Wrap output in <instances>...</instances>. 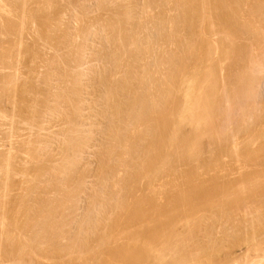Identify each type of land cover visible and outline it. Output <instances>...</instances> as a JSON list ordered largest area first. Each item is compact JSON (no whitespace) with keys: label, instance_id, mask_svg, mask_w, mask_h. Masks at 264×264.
<instances>
[{"label":"bare ground","instance_id":"1","mask_svg":"<svg viewBox=\"0 0 264 264\" xmlns=\"http://www.w3.org/2000/svg\"><path fill=\"white\" fill-rule=\"evenodd\" d=\"M43 1L47 7L52 1L58 5L57 0ZM2 3L0 26L6 33L30 30L31 24L25 23L30 22L25 21L28 0L19 5L21 9L14 6L19 10L12 13L16 21L11 14L7 19L10 3ZM71 3L62 5L66 22L59 36L40 27L46 34L41 40L45 38L53 49L58 43L56 50L66 48L61 55L52 50L53 55L44 59L47 70L41 78L34 81L31 76L33 85L39 80L43 85L39 81L37 85L42 87L32 86L31 92L21 88L22 94L30 93L26 102L17 99L20 87L15 88L14 99V85L21 78L13 64L16 58L10 63L12 73L0 74V107L9 102V110L18 117L5 119L12 121L5 128L17 133L24 125L27 134L23 139L19 132L16 135L25 141V147L19 143L25 148L22 153L18 144L13 151L1 142L5 149L0 148V264H165L166 260L228 264L215 258L228 240L231 246L245 249L237 257L239 264H264V247L257 252L264 235L263 166L262 179L252 172L233 191L225 186L206 191V184H195L196 201L182 191L165 210L155 198L141 195L157 190L162 177L188 176L194 172L192 165L206 166L210 155L204 160L203 154L217 141L231 140L236 148V137L252 126L248 141L264 136V128L253 129L256 123L264 125V0ZM98 10L107 14L98 16ZM93 11L97 15L87 19ZM80 15L86 19L76 29L74 22ZM6 55L0 57V69L9 66L12 56ZM216 138L221 139L213 143ZM17 152L26 156L18 154L20 158ZM17 173L20 179L13 180ZM201 251H206L204 257ZM253 252L256 257H250Z\"/></svg>","mask_w":264,"mask_h":264},{"label":"rangeland","instance_id":"2","mask_svg":"<svg viewBox=\"0 0 264 264\" xmlns=\"http://www.w3.org/2000/svg\"><path fill=\"white\" fill-rule=\"evenodd\" d=\"M4 1V2H3ZM1 0V2H0V4L2 3V4H5V2H6V5H8V6H10V8L8 9V7H7V19L9 18V17H11V18H15V21H16V13L17 12H19V10H18V7H19V5H22L23 3V0H19L20 1V3H19V1L18 0H12V2H11V0H9V2H8V0ZM13 1H15L14 3H13ZM27 1V0H26ZM40 0H37V1H34V0H28V2H29V5H27L28 3H26V8H25V12H28V13H30L29 15L32 17H30L31 19H29L28 17V13H27V19H25V21H27V20H29L30 22L29 23H27V22H25L26 24H31L30 26H31V28H30V30L32 29V28H34L33 30H29L28 29V27L26 28V30H25V34H23V32L22 33H18V32H16V30L14 31V29L13 30H11V33L13 32V34H10L9 32L10 31H8L7 30V32L9 33H6V31L4 30V28H2L1 26H0V28H2L1 29V33H2V31H5V33L3 34H1L0 33V43H1V41H2V43H4V44H2L0 47H1V49H2V51H3V49L4 50H7L8 52H2L1 51V49H0V57H1V55H3L4 53H6L7 55V57L9 58V57H11V59L9 58V60H8V64H9V66H7L6 68H2V69H0V74H1V72L2 73H4L5 71L8 73L9 72V70H11V72L10 73H12V71L14 70L12 67L11 68H9L10 66H12V65H10V63L12 64L13 63V60L16 58V61L14 60V65H16V66H18V72H19V74L18 75H20V81H21V85L19 84V80H17L18 81V83H16V86L17 87H15V85H14V95H13V97H14V99L15 98H17L18 96H20V97H18L17 99L19 100V99H22V98H24V100H25V98L27 97H30V93L29 94H27L26 92H24L23 94H22V92H20V90H22L21 88H23V87H27V89H25V88H23V90H28L29 92H31V87L32 86H38V88H41L39 85H37L39 82L38 81H36V83L34 82V85H33V82H31V81H33L36 77H38V79H39V77L41 78L42 77V75L43 74H45L44 72H46V71H44V70H47L46 69V66H44L45 65V61H44V59H46V57H48V55L50 56L53 52V54H55V55H57L58 53L57 52H59V54L61 55V51H63V50H65L64 49V46L62 45V44H59L60 45V47L61 46H63V49L60 51V49L59 50H56V48L58 47V43L56 44V47L53 45V47H55V49H53L52 47H51V44L50 43H47V41L45 40V38L43 39V40H41V38L42 37H44V35L43 34H45V33H43V31L44 32H46V31H49L51 34L50 35H52V36H55V37H57L56 35H60L59 33H62V31H63V29H64V22H66V18L64 19L63 17V15H65L64 14V6H62V5H64L63 3L65 2V4L67 5L68 3H66V2H69L68 0H57V4L58 5H56L55 6V3H56V1H52V5H50V4H48V5H50L49 7H47L46 5L47 4H44L45 2L43 1V0H41L40 2H42V3H40L39 2ZM64 1V2H63ZM77 2L76 0H70V2H69V4L71 3V2ZM11 2V3H10ZM31 2V3H30ZM40 3V4H38L37 5V3ZM55 2V3H54ZM60 2V3H59ZM172 2V1H171ZM8 3V4H7ZM9 3H10V5H9ZM13 3V4H12ZM33 3V5H31ZM54 3V4H53ZM15 4V5H14ZM16 4H17V9H16V7H14V6H16ZM42 4V5H41ZM68 4V5H69ZM72 4V3H71ZM70 4V5H71ZM74 4V3H73ZM6 5H5V8H6ZM35 5V6H34ZM54 5V6H53ZM61 5V6H60ZM65 5V6H66ZM33 8H32V7ZM44 6H45V8H44ZM51 6H52V8H51ZM112 6V5H111ZM28 7H29V9L31 10H29L28 9ZM37 7V8H36ZM38 7H39V9H38ZM41 7L43 8L42 10H41ZM47 7V8H46ZM55 7V8H54ZM63 7V14H62V17H61V19H60V12H62V9L61 8ZM72 7H73V5H72ZM110 7V6H109ZM12 8V9H11ZM15 8V9H14ZM51 8V9H50ZM56 8H58L57 10H56ZM113 8V7H112ZM19 9H21L20 7H19ZM27 9H28V11H27ZM36 9H37V11H36ZM9 10H11V12L9 11ZM16 10H18V11H16ZM32 10H33V12H34V14H32V15H34L35 17H36V19H35V17L34 16H32L31 15V13H33L32 12ZM39 10V11H38ZM50 10H51V12H50ZM13 11H16V13L14 12V15L12 14L13 13ZM43 13H42V12ZM47 11V12H46ZM54 11V12H53ZM55 11L57 12V14L55 13ZM101 11V10H100ZM109 11V10H108ZM3 12V11H2ZM9 12V13H8ZM107 12V11H106ZM104 10H103V12H99V10H98V16H100V14H107ZM109 12H111V11H109ZM4 13V12H3ZM39 13H41V15L39 14ZM47 13V14H46ZM55 13V14H54ZM93 13H95L96 15H97V11L95 12V11H93L92 13H89V14H87V19L88 18H90V17H92V16H94L95 14H93ZM1 14V13H0ZM8 14H9V16H8ZM10 14H11V16H10ZM44 14V15H43ZM50 14V15H49ZM52 14H53V16H56V18L55 17H53L52 16ZM59 14V15H58ZM92 16H91V15ZM2 16L1 17H3L4 16V14H1ZM40 15V16H39ZM49 15V16H48ZM0 17V20L2 19L3 20V18H1ZM50 19H49V18ZM65 17H67V16H65ZM34 18V19H33ZM42 18H44V19H42ZM63 18V19H62ZM79 18H80V20H79ZM85 18V17H84ZM40 19V20H39ZM46 19V20H45ZM60 21H62L63 20V22H59V20ZM78 20V22H74V25H76L75 27H77L76 29H78L79 28V26H81L82 24V22L86 19H84L83 20V18H81V15H80V17L78 16V18H77ZM1 20V23H3V21ZM12 20V19H11ZM32 20V21H31ZM39 20V21H38ZM43 20V21H42ZM45 20V21H44ZM53 20V21H52ZM12 21H14V20H12ZM42 21V22H41ZM50 21H51V24H50ZM55 21H57V22H55ZM41 23V25L40 24H38V23ZM48 22V23H47ZM81 22V23H80ZM34 25H33V24ZM35 23H37V24H35ZM61 23V24H60ZM57 25V27H56V25ZM59 24V25H58ZM62 24H63V26H62ZM80 24V25H79ZM40 25V26H39ZM52 25H55V27L54 26H52ZM60 25L63 27H60ZM28 26V25H27ZM38 26V27H37ZM43 26H45L44 28H43ZM52 26V27H51ZM44 29L43 31H42V29ZM47 27V28H46ZM48 27H50V28H52V29H50V28H48ZM40 28V29H39ZM54 28V29H53ZM57 29V31H56V29ZM39 29V30H38ZM48 29H50V30H48ZM36 30V31H35ZM38 30V31H37ZM52 30L53 31H55V32H52ZM60 30V31H59ZM31 32L30 34H29V32ZM58 31H59V33H58ZM14 32H16V33H14ZM36 32V33H35ZM56 32H57V34H56ZM32 33H34L33 35H32ZM38 33H41V34H38ZM43 33V34H42ZM16 34H19V35H16ZM38 34V35H37ZM53 34H55V35H53ZM7 35V36H6ZM20 35H23V37L21 36L20 37ZM41 35V36H40ZM15 36L17 37V39L15 38ZM38 36H40V37H38ZM45 36H46V34H45ZM11 37V38H10ZM28 37V38H27ZM40 38V39H39ZM12 39V40H11ZM23 39V41H21ZM5 42H4V41ZM10 40V41H9ZM16 40H18V41H20V42H23L22 44H20V42H19V44H20V47H19V44H17L18 46H16V43H17V41ZM31 40V41H30ZM37 40L38 41H40V42H37ZM25 41V42H24ZM32 41H34V42H32ZM37 43H36V42ZM43 41V42H42ZM47 43L46 44V46H45V42ZM54 41H58L57 39L56 40H54ZM54 41L53 40H49V42H51L52 44L54 43ZM6 42H7V44H6ZM9 42V43H8ZM13 42V43H12ZM15 42V43H14ZM28 42V43H27ZM43 44H42V43ZM30 43V44H29ZM38 43H40V44H38ZM6 44V45H5ZM10 44H13V45H10ZM24 44V45H23ZM26 44H28V45H26ZM50 44V45H49ZM5 45V46H4ZM7 45H10V46H8V48L6 49L5 47L7 46ZM23 47H22V46ZM4 46V47H3ZM14 47V50H15V52H14V50H13V52H12V47ZM16 46V47H15ZM35 46V47H34ZM36 46H40V48L39 47H36ZM42 46H45V47H42ZM10 47V48H9ZM28 48V49H26V48ZM42 47V48H41ZM47 47V48H46ZM16 48V49H15ZM21 48H22V50H21ZM33 48H34V50H33ZM9 49H11L10 51H9ZM44 49V50H43ZM46 49V50H45ZM58 49V48H57ZM17 50V51H16ZM26 50H28V51H26ZM37 50V52H35ZM43 50V51H42ZM50 50V51H49ZM52 50H54L52 53H51V51ZM55 50L57 51V52H55ZM20 51V52H19ZM23 51V52H22ZM66 51V50H65ZM65 51H63V52H65ZM26 52V53H25ZM28 52V53H27ZM3 53V54H2ZM12 53V54H11ZM19 54V55H17V54ZM22 53V54H21ZM29 53H31L30 55H29ZM40 54V55H37V54ZM42 53V54H41ZM46 55H45V54ZM48 53H50V54H48ZM8 54H10V55H8ZM13 54H14V56H13ZM25 54V55H24ZM35 54V55H34ZM52 54V55H53ZM17 55V56H16ZM23 55V56H22ZM29 55V56H28ZM41 55H43L44 56V58H43V56H41ZM5 56V57H6ZM18 56H19V58H18ZM26 56V57H25ZM33 56H35V57H33ZM36 56H38V57H40V59L38 58V57H36ZM14 57V58H13ZM29 57H31V58H29ZM7 58V59H8ZM21 58V61L19 60L18 61V59H20ZM27 58V59H26ZM29 58V59H28ZM37 58H38V61H39V64H38V61L36 62L35 60H37ZM41 58H43L42 60H41ZM26 59V60H25ZM31 59V60H30ZM30 60V61H29ZM41 60V61H40ZM12 61V62H11ZM27 61V62H26ZM31 61H34L35 63H37L36 65H39V67L38 66H36L35 65V63H34V65H33V62H31ZM15 62H19L18 63V65H17V63H15ZM22 63V64H21ZM24 63H25V65H24ZM29 63V64H28ZM44 65H43V64ZM21 64V66L19 67V65ZM40 64H41V66H40ZM26 65H28V66H26ZM30 65H32L31 67H30ZM25 66V67H24ZM31 69H30V68ZM36 68V69H35ZM38 68V69H37ZM40 68H43L42 69V72H40L39 73V71H41L40 70ZM29 70V71H28ZM36 71V72H35ZM22 72H24V74L22 73ZM32 72V73H31ZM35 72V73H34ZM41 73H42V75H41ZM28 74V75H27ZM34 74V75H33ZM36 74H37V76H36ZM33 75V78L31 77ZM39 75V76H38ZM23 76H24V78H23ZM27 76V77H26ZM26 77V78H25ZM29 77V78H28ZM35 77V78H34ZM33 80H32V79ZM23 79H25V81L23 80ZM30 80L28 83H27V81L28 80ZM23 80V81H22ZM35 81V80H34ZM25 82V83H24ZM27 83V84H26ZM29 83L31 84L30 86H29ZM42 85H43V83L42 82H40ZM18 84V85H17ZM20 85V86H19ZM25 85H27V86H25ZM1 86V85H0ZM18 87H20V88H18ZM15 88H18V89H15ZM16 90H18L17 91V93L18 92H20L21 93V95H20V93H18L17 95V97H15V94H16ZM34 90V89H33ZM26 94L28 95V96H26ZM24 95V96H23ZM22 97V98H21ZM23 100V101H24ZM25 102H26V100H25ZM8 104H5V106L4 105H1L3 108L4 107H6V110H5V108L3 109V108H1L0 107V109H1V111H0V114L2 113V115L1 116H3V117H1V119H0V148L1 149H5V146H6V148H7V150L9 149V148H12V150L13 149H17L18 150V148H19V146H21V148H19V152H20V150H22L21 151V153L22 152H24V150H25V146H26V144L24 145V142H22L21 140H20V138L19 137H21L22 139H23V137L24 136H26L27 134L26 133H24V125H21V126H19V127H21V128H23V131L21 132L20 130H21V128H20V130H17L18 132H19V134L20 135H22V136H20L19 135V137L18 136H16V135H18V132L17 133H14L15 132V129L14 130H12V132H10V128L9 129H7L8 128V126L10 127L11 125H9V124H7L8 122L9 123H11L12 121H10V120H12V117H9V116H13V114H14V112H12L11 113V110H12V108H9L10 106H9V102H7ZM8 106V107H7ZM9 109H11V110H9ZM4 111H5V113H4ZM17 111V110H16ZM9 114H7V113ZM4 114H5V116L7 115V117H5L4 116ZM11 114V115H10ZM264 116V115H263ZM15 117H16V119L18 118L17 116H15V114H14V119H15ZM3 118V119H2ZM7 118H10V120L9 121H7V120H5V119H7ZM1 121L3 122V123H1ZM7 121V122H6ZM14 121V120H13ZM6 122V123H5ZM261 123V122H260ZM257 124H259V123H256L255 125L256 126H254V130L256 131L258 128H256L255 129V127H259V129L261 128V129H263L264 128V125H263V123L262 124H259L258 126H257ZM5 125V126H4ZM3 126V128H1ZM23 126V127H22ZM5 127H7V128H5ZM253 127V126H252ZM251 127V128H252ZM249 129V132H247V130H246V132L244 131V132H241V133H239V135L236 137V148L234 149L233 148V145H231L232 143H230V141L228 142L227 140H220L219 138H216V139H214V141H213V143L215 142V141H217V140H220L221 141V143L222 144H220L219 142L220 141H217V142H215L214 144H212V147H211V152H209L210 150L208 149V151H206L205 152V156H204V154H203V157H204V160H207L208 159V157H209V155H210V158L208 159V163L205 161L204 163H207L206 164V166L205 165H203V163H200V165L202 164L203 165V167H202V165H201V167H200V165L198 166L197 164H196V166L195 165H192L193 167V171L195 172H193V173H190V175L191 174H193V175H189L188 174V176L187 175H176V177H175V175L174 176H171V177H162V178H160L158 181H157V183H156V189L157 190H145L144 192H142L141 193V195H147V196H151V198H155L154 200H155V202L157 201V204L159 205L160 204V206L159 207H165V208H160V209H167V208H169L170 207V201H172L173 202V199H175V196L177 197V196H179L180 194H182V191H183V193H185L186 195H189V193H190V195H189V197L191 196V199L193 198V197H195L196 198V194L194 193V192H196L197 190H196V188L198 187V185L199 186H201V187H203L204 185L203 184H206L204 187L207 189H203V190H206V191H208V189H210V191H211V188H213V189H216V190H218L219 191V189L220 188H222V187H229L230 189H231V191H233L234 189H236L237 187L236 186H238L239 188H240V183H241V180L243 181V180H247L250 176L252 177V172H253V175H255V176H257V175H260V173L262 174V171H260V168L263 166L264 167V150L262 149V146L264 145V136H262V137H260V136H258V137H260L259 138V140H258V137H257V139H256V137L255 138H251V139H253V140H255V141H253V140H250V141H248L249 139H250V136H251V131H253L252 129ZM19 129V128H18ZM6 130H9L8 132L9 133H7V136H6ZM251 130V131H250ZM5 132V133H3V136H2V132ZM14 131V132H13ZM248 133L250 134V135H248ZM10 134H12L11 136H9ZM15 136H14V135ZM6 136V137H5ZM242 136V137H241ZM9 137H10V139H9ZM245 137H247V138H245ZM248 137H249V139H248ZM3 138V139H2ZM16 140H18L19 139V142L18 141H16ZM244 138V139H243ZM263 138V139H262ZM7 139V140H6ZM239 139V140H238ZM5 140V141H4ZM13 140V141H12ZM245 141V143H243L244 141ZM263 142H262V141ZM7 141V142H6ZM14 141H16L14 144H13V142ZM227 141V142H226ZM238 141V142H237ZM239 141H241V142H239ZM243 141V142H242ZM252 141V142H251ZM1 142H3L4 143V145H5V143H7L8 145H5V146H2L1 145ZM22 143L23 145H24V147L22 146V145H19V143ZM225 142V143H224ZM232 142V141H231ZM261 142H262V144H261ZM20 143V144H21ZM239 143V144H238ZM251 143V144H250ZM10 144V145H9ZM12 144V145H11ZM16 144H18V145H16ZM242 144H245V145H242ZM248 146H247V145ZM213 145H214V148H213ZM242 145V146H241ZM261 145V146H260ZM10 146H12V147H10ZM13 146H14V148H13ZM16 146V147H15ZM226 146V147H225ZM245 146L246 147H249V148H245ZM2 147H4V148H2ZM23 147V148H22ZM241 147V148H240ZM227 150L226 152H225V149ZM231 148H232V150H233V152L232 151H229V150H231ZM238 148V150H236ZM257 148H259V149H257ZM216 149V150H215ZM223 149H224V151H223ZM244 149V150H243ZM247 149H249V150H247ZM252 149H253V151H254V153H253V151H252ZM16 150V151H17ZM222 150V151H221ZM236 150V151H235ZM256 150V151H255ZM262 150V151H261ZM6 151V150H5ZM5 151H2V152H5ZM14 151V150H13ZM26 151H27V147H26ZM212 151H215V152H212ZM240 152V154H239V152ZM250 152V153H253V154H250V153H248V152ZM260 153H259V152ZM19 152H17V155L19 154ZM218 152V153H217ZM225 152V153H224ZM237 152V153H236ZM245 152H246V154H247V156H246V154H245ZM258 154H257V153ZM262 152H263V155H262ZM1 153V152H0ZM20 153V154H21ZM211 153V154H210ZM220 153V154H219ZM221 153H222V155H221ZM234 153V154H233ZM236 153V154H235ZM245 154L244 156H242L243 154ZM19 154V155H20ZM25 153H23L22 155H24ZM215 156H214V155ZM219 154V155H218ZM242 154V155H241ZM259 154H260V156H259ZM18 155V156H19ZM212 155H213V157H212ZM230 155V156H229ZM241 155V156H240ZM253 155V156H252ZM21 156V155H20ZM19 156V157H20ZM24 156H26V154L24 155ZM24 156H21L22 158L24 157ZM219 158H218V157ZM221 156V157H220ZM20 157V158H21ZM206 157V158H205ZM212 157V158H211ZM255 157V158H254ZM213 158H214V160H213ZM219 162V163H218ZM209 163H211L210 165H209ZM213 163V164H212ZM261 163V164H260ZM212 165V166H211ZM227 165V166H226ZM260 165V166H259ZM197 166H198V170H196L197 169ZM205 166V167H204ZM223 166V167H222ZM185 167V166H184ZM184 167H182V168H184ZM210 167V168H209ZM225 167V168H224ZM262 167V168H263ZM181 168V169H182ZM205 170H204V169ZM219 168V169H218ZM225 170H224V169ZM261 168V170H264V169H262ZM185 169V168H184ZM202 169V170H201ZM233 170V171H232ZM181 172H183V169H182V171ZM231 174H230V173ZM198 173V174H197ZM226 173V174H225ZM245 173H246V175H245ZM251 173V174H250ZM255 173V174H254ZM258 173V174H257ZM16 176H14L13 175V180H17V179H20V175H19V173H17V174H15ZM243 175H244V177L246 178V179H244V177H243ZM181 176V177H180ZM196 176V177H195ZM174 177V178H173ZM180 177V178H179ZM188 177V178H187ZM192 177V178H191ZM248 177V178H247ZM254 177V176H253ZM259 177V179H262V177H261V175L260 176H258ZM261 177V178H260ZM177 178V179H176ZM191 178V179H190ZM192 179H193V181H192ZM178 180V181H177ZM195 180V181H194ZM216 180V181H215ZM218 180V181H217ZM144 182L145 180H141V182ZM161 183H160V182ZM176 183H175V182ZM200 181H201V183H200ZM235 181V182H234ZM159 182V183H158ZM171 182V183H170ZM177 182H178V184H179V186H177L178 184H177ZM185 182H188V183H185ZM193 182V183H192ZM195 182V183H194ZM198 182H199V184H198ZM240 182V183H239ZM246 182V181H245ZM209 183L211 184L212 183V185L214 184V187L212 186V185H209ZM223 183V184H222ZM227 183H228V185H227ZM243 183V182H242ZM241 183V184H242ZM166 184V186H168V187H166V186H164ZM168 184V185H167ZM184 185V187H185V184H186V187H185V191L186 192H184V190H183V185ZM190 184V185H189ZM196 184V188L194 187V185ZM209 185V187H208V185ZM218 184V185H217ZM219 184H221V185H219ZM230 184V185H229ZM231 184H233V186H231ZM170 185H172V188H171V186ZM181 185V186H180ZM190 186L189 188H188V186ZM217 185V186H216ZM176 186V187H175ZM222 186V187H221ZM235 186V188L233 189V187ZM166 187V188H165ZM175 187V188H174ZM232 187V188H231ZM189 190L190 188V190L188 191L187 189ZM218 188V189H217ZM193 189H195L194 191H193ZM215 190V191H216ZM191 191V192H190ZM200 191H202V189L200 190ZM206 191H204V192H206ZM209 191V192H210ZM215 191L214 192H212L211 193V195H213L214 193H215ZM14 192V191H13ZM178 192H179V194H178ZM208 192V193H209ZM169 193V194H168ZM197 193V192H196ZM233 193L234 192H232V195H233ZM246 193V192H245ZM174 194H176V195H174ZM210 194V193H209ZM170 195V196H169ZM173 195H174V197H173ZM216 195H217V192H216V194H215V198H216ZM235 195V194H234ZM233 195V196H234ZM172 196V197H171ZM148 197V198H149ZM231 198H233L232 196H230ZM243 197H245V194H244V196ZM171 198V199H170ZM234 198H235V196H234ZM247 198V197H246ZM246 198H245V200H246ZM250 199V198H249ZM249 199H247V200H249ZM170 200V201H169ZM193 200L194 201H196L194 198H193ZM246 200V201H247ZM169 201V202H168ZM252 201V200H251ZM250 200H249V202H251ZM166 202H168L167 203V205L165 204ZM171 202V203H172ZM248 202V201H247ZM161 203H162V205H161ZM163 203L165 204V205H163ZM174 203H176L175 201H174ZM169 205V207H166V206H168ZM173 206V205H172ZM159 209V208H158ZM159 209V210H160ZM170 210V209H169ZM161 211V210H160ZM264 235H262V237H263ZM261 237V239L263 240V238ZM262 240H260L259 241V245L261 246H257V252H260L261 251V249L264 247V242H262ZM229 241V240H228ZM227 241V243H226V241L223 243V244H225V245H223V247L220 249V251H218L217 252V254H216V259L218 260L219 259V261H223L224 260V262H227V260H228V264H239L240 263V261L239 262H237L236 260L237 259H239V258H237V257H242L241 256V254L245 251V249H243V245L241 246V245H238V246H236L237 244H234L235 246H231V241L230 242H228ZM264 241V240H263ZM205 243H207L206 242V240L204 241ZM227 245V246H226ZM230 245V246H229ZM227 250V251H225V250ZM232 249V250H231ZM242 250V251H241ZM258 250H260V251H258ZM207 251H209V252H207L208 254L209 253H211L212 252V250L210 251V250H207ZM231 251V252H230ZM206 252V251H205ZM205 252L204 251H201V256H202V254H203V257L205 256ZM222 252V253H221ZM230 252V253H229ZM207 253H206V255H207ZM219 253V254H218ZM225 253V254H224ZM236 254V255H235ZM244 254V253H243ZM253 254V255H252ZM251 254V256L250 257H256L255 256V252H253ZM226 255V256H225ZM217 257H219V258H217ZM220 257H221V259H220ZM223 257V258H222ZM228 257V258H227ZM236 257V258H235ZM249 258V257H248ZM225 259H226V261H225ZM250 259V258H249ZM46 262V261H45ZM47 262L49 263V262H51L50 260H47ZM174 262V263H173ZM166 263H168V264H177L175 261H172L171 262V260L170 261H167L166 260ZM165 263V264H166Z\"/></svg>","mask_w":264,"mask_h":264}]
</instances>
